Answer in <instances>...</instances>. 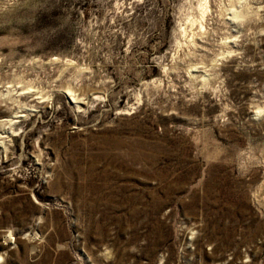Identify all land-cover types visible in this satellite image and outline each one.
<instances>
[{
  "label": "rangeland",
  "instance_id": "rangeland-1",
  "mask_svg": "<svg viewBox=\"0 0 264 264\" xmlns=\"http://www.w3.org/2000/svg\"><path fill=\"white\" fill-rule=\"evenodd\" d=\"M0 264H264V0H0Z\"/></svg>",
  "mask_w": 264,
  "mask_h": 264
}]
</instances>
